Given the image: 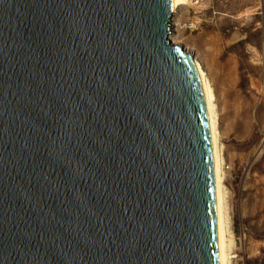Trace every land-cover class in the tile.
<instances>
[{
  "label": "water",
  "instance_id": "1",
  "mask_svg": "<svg viewBox=\"0 0 264 264\" xmlns=\"http://www.w3.org/2000/svg\"><path fill=\"white\" fill-rule=\"evenodd\" d=\"M174 0H0V264H222L201 74Z\"/></svg>",
  "mask_w": 264,
  "mask_h": 264
},
{
  "label": "rangeland",
  "instance_id": "2",
  "mask_svg": "<svg viewBox=\"0 0 264 264\" xmlns=\"http://www.w3.org/2000/svg\"><path fill=\"white\" fill-rule=\"evenodd\" d=\"M173 22L216 91L232 264H264V0H188Z\"/></svg>",
  "mask_w": 264,
  "mask_h": 264
},
{
  "label": "bare ground",
  "instance_id": "3",
  "mask_svg": "<svg viewBox=\"0 0 264 264\" xmlns=\"http://www.w3.org/2000/svg\"><path fill=\"white\" fill-rule=\"evenodd\" d=\"M188 0H174L175 2V13L178 12V9L187 4ZM175 15V14H174ZM173 15V17H174ZM172 33L175 30L176 23L171 24ZM179 25V24H177ZM172 35V34H171ZM170 35V36H171ZM173 44H178L172 41ZM186 52L189 50L185 49ZM189 53V52H188ZM193 62L196 64L197 68L200 71L206 99L207 107L209 114L210 122V132H211V141H212V150H213V160H214V169H215V179H216V190H217V203H218V215H219V228H220V240H221V252H222V264H232L233 249H232V226L230 213L228 210V201H227V189L225 186V155L224 148L220 142V130H219V118L216 107V91L209 80V76L205 72L204 68L200 66V63L192 57Z\"/></svg>",
  "mask_w": 264,
  "mask_h": 264
},
{
  "label": "built area",
  "instance_id": "4",
  "mask_svg": "<svg viewBox=\"0 0 264 264\" xmlns=\"http://www.w3.org/2000/svg\"><path fill=\"white\" fill-rule=\"evenodd\" d=\"M205 0H190V3L193 4V5H197L201 2H204Z\"/></svg>",
  "mask_w": 264,
  "mask_h": 264
}]
</instances>
